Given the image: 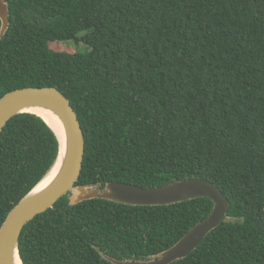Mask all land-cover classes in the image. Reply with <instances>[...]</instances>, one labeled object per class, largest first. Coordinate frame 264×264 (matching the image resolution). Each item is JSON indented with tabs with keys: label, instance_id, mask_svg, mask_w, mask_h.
<instances>
[{
	"label": "trees",
	"instance_id": "obj_1",
	"mask_svg": "<svg viewBox=\"0 0 264 264\" xmlns=\"http://www.w3.org/2000/svg\"><path fill=\"white\" fill-rule=\"evenodd\" d=\"M5 1L0 99L49 87L71 101L86 141L77 185L208 180L229 200L228 218L173 264H264V0ZM65 41L91 50L63 49ZM57 154L40 118L8 122L0 228ZM213 209L208 198L71 206L64 196L25 226L20 253L24 264H112L101 253L148 261Z\"/></svg>",
	"mask_w": 264,
	"mask_h": 264
},
{
	"label": "water",
	"instance_id": "obj_2",
	"mask_svg": "<svg viewBox=\"0 0 264 264\" xmlns=\"http://www.w3.org/2000/svg\"><path fill=\"white\" fill-rule=\"evenodd\" d=\"M0 41L10 27L9 4L0 0ZM40 118L58 142L55 162L40 182L11 210L0 228V264H24L20 238L25 226L36 216L53 209L64 196L70 205L102 199L128 206H169L198 198L214 203L209 217L197 223L174 246L148 261H119L101 253L112 264H173L187 258L207 236L227 218L231 204L222 191L205 179H186L161 187L144 188L110 182L77 185L83 169L86 141L81 122L71 101L55 88H25L12 91L0 99V135L17 115Z\"/></svg>",
	"mask_w": 264,
	"mask_h": 264
},
{
	"label": "rangeland",
	"instance_id": "obj_3",
	"mask_svg": "<svg viewBox=\"0 0 264 264\" xmlns=\"http://www.w3.org/2000/svg\"><path fill=\"white\" fill-rule=\"evenodd\" d=\"M84 34L85 33H82L81 36ZM58 44L61 45L63 49H68L83 54L89 53V51L91 50V48L83 42L77 43L75 41H65V42H59Z\"/></svg>",
	"mask_w": 264,
	"mask_h": 264
}]
</instances>
